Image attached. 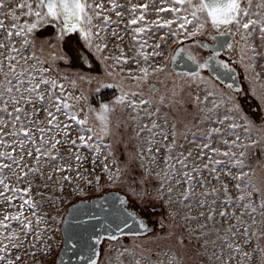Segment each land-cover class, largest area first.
I'll return each mask as SVG.
<instances>
[{"label": "snow or ice", "instance_id": "obj_1", "mask_svg": "<svg viewBox=\"0 0 264 264\" xmlns=\"http://www.w3.org/2000/svg\"><path fill=\"white\" fill-rule=\"evenodd\" d=\"M48 28L54 37L41 38ZM202 35L215 41L206 58L185 45L209 48ZM170 41L180 46L168 59ZM225 48L264 79V0H0V264H42L68 223L53 213L102 181L132 199L98 213L72 205L77 226L108 221L105 235L93 225L86 264H264V86L250 111L243 88L218 90L213 81L232 72L218 58ZM93 58L117 78L96 91L119 93L98 107L83 90L96 80ZM180 59L194 67L168 87ZM135 201L167 209L159 231L129 210ZM129 220L138 231H124Z\"/></svg>", "mask_w": 264, "mask_h": 264}, {"label": "rangeland", "instance_id": "obj_2", "mask_svg": "<svg viewBox=\"0 0 264 264\" xmlns=\"http://www.w3.org/2000/svg\"><path fill=\"white\" fill-rule=\"evenodd\" d=\"M18 2H19V0H12V6L15 7V4ZM208 32L210 33V35L213 34V31L210 28L208 29ZM210 35H202V36H198V37L211 40ZM39 36L41 38H44V37L53 38L54 37V29L48 28L45 31L39 33ZM130 41H131V37H128L124 41V44L127 45L130 43ZM39 44H40V40H37V46L38 47H39ZM176 45L177 44L172 43L171 41L169 42V46L166 49V56L168 57V59H170L171 54L173 53ZM75 47H77V46L75 44H73V48H75ZM48 50L52 51L53 49L49 48ZM94 63L96 65V70L93 71L91 73V75L96 77V80H94V82L91 85H84L83 90L85 91V94L89 96L90 102H92L95 107H98L101 102H109L114 98L115 95H117L119 93H118L117 89L102 88L99 92L96 91V89L98 87H100V85L102 83H115L117 78L115 75L110 76V77L104 76L103 69H102V67H100L101 64L95 60H94ZM246 63H247V61H244V62L238 61L237 65L239 66L241 74L243 75V78H244L243 84H241L240 86L246 92L249 93L248 96H246V97L242 96L240 99H241L242 104L245 107V110L250 111L251 108L255 107L257 104V101L255 100V98L251 96V90L255 89L257 92H259L261 87L264 86V79H262L261 81H256V80L252 79L251 71L247 70L245 67ZM260 63L264 64V61H260ZM256 71L261 72L262 77H264V68L258 67L256 69ZM175 73H182V72H176L173 70V74H171L169 76V82L167 83L168 87H171L170 81L177 78L175 76ZM202 75L205 76L206 78L211 79L210 74H208L206 71L202 72ZM213 82L215 83L218 90L223 91L225 94H227L228 90L224 86H222L218 81H213ZM157 84L159 85V87L163 91L164 85H161L159 83H157ZM101 95H103L104 98H102ZM119 155L120 154L117 153L118 157H119ZM85 167L89 168V170L91 168L90 164L85 165ZM257 176L261 179H264V169L257 168ZM115 190H119V191L125 193V195H128L130 200L132 199V197L128 193V189L126 188L125 185H123V184L109 185L105 181H102L101 188L99 190H97L95 187H91L86 192L84 197H80V196H76V195L69 196L67 198V202L61 206L60 213L59 214L53 213V214H56L57 219H60L61 216L64 215L68 205L71 204L72 202L76 201L77 199L89 198V197H93L96 195H100V194L107 192V191H115ZM129 207L135 209L137 213H140L146 219V221L149 225L150 224L153 225V227H155L156 230L159 231L158 224H154L153 222L159 221L167 212V209H165L159 202H156V201L144 202L142 204L139 201H135ZM49 211H51V210H49ZM57 228H59L60 230L55 233L54 242L52 243V247H53L52 253L47 257V259H44L42 256L37 257V259L39 261H42V264H53L55 262V258L57 257L60 246L62 244V238H63V234L61 231V224L57 225ZM121 239H123V241L126 244H131L134 240V238L131 235L122 236ZM110 243L111 242L105 241V243L101 246L102 256L105 258L108 255V247H109Z\"/></svg>", "mask_w": 264, "mask_h": 264}, {"label": "water", "instance_id": "obj_3", "mask_svg": "<svg viewBox=\"0 0 264 264\" xmlns=\"http://www.w3.org/2000/svg\"><path fill=\"white\" fill-rule=\"evenodd\" d=\"M223 37H219L221 39ZM230 38V37H228ZM180 45L176 46L173 53L175 52L176 48ZM172 53V54H173ZM174 70L179 71H187L190 68H193L194 66L191 65V63L187 60L180 59L178 60V63L175 66H171ZM236 86L240 87V84H236ZM120 195V193L115 191H107L100 195H96L89 198H79L76 201L72 202L68 205L66 208V211L64 213V217L67 219L68 223L61 224V231L63 234L62 238V244L60 246L59 252L57 254V257L55 258V262L57 260L61 261V264H86V258L89 255V252L87 248L85 247V241L87 240L88 236L92 234V227L93 225L97 228V234L99 235H105V229L102 227L105 223L108 221H105L103 219L101 220H92L88 224H83L80 226H77L75 222L73 221V215L74 213L70 211L73 204H80L81 200L84 201L85 205L87 207L82 208L80 211L83 212H92V213H98L99 209L95 207L96 204L100 203H107V204H113L115 203L114 198ZM124 195V194H121ZM106 215V214H101ZM83 219H87V217H83ZM111 219V218H110ZM118 223V221H117ZM130 228L124 229L125 232H135L138 230V226L134 224L131 220H129ZM122 226V225H121ZM87 229V231H85ZM115 229V224H112V230ZM72 236L73 241L78 244V247H72L71 244L66 243L67 237ZM83 255L85 257V260H81L80 257ZM54 264V263H53Z\"/></svg>", "mask_w": 264, "mask_h": 264}, {"label": "flooded vegetation", "instance_id": "obj_4", "mask_svg": "<svg viewBox=\"0 0 264 264\" xmlns=\"http://www.w3.org/2000/svg\"><path fill=\"white\" fill-rule=\"evenodd\" d=\"M216 33H214L213 32V34L212 35H215ZM196 40H198V41H200V42H202V43H204V44H208L210 47L209 48H207V49H205V48H200V47H198L197 45H194V44H192V42L191 41H185V45L186 46H188L189 48H191V50L193 51V53L195 54V55H197V56H199V57H201V58H206L208 55H210L211 54V51H212V49H211V46L215 43V41H213V40H209V39H205V38H201V37H196L195 38ZM232 38L230 37V38H228V37H223V38H221L220 40H231ZM176 46H178V45H176ZM236 47H238L237 45H236ZM219 59H222V60H224V61H226V62H228L229 64H230V67L232 68V72L231 73H229V74H227V75H224L223 76V79H224V83L223 84H221L220 82V84L222 85V86H224L226 89H227V84H229V83H234L235 85L237 84L238 85V83L241 85V84H243V75L241 74V71H240V69H239V66L237 65V63H238V61H239V56L236 54V52L235 51H229V50H227L226 48L225 49H222V50H219V57H218ZM94 59V58H93ZM100 67H102V69H103V66L102 65H100ZM174 70V69H173ZM174 71H176V72H184V71H179V70H174ZM208 74H210V72L209 71H207V70H205ZM222 71V70H221ZM210 76H211V74H210ZM232 76H234L235 77V80H232L231 79V77ZM157 86L159 87V85L157 84ZM241 87V86H240ZM228 90V89H227ZM119 193H120V195L121 194H124L125 195V193H123V192H121V191H119V190H117ZM129 210H134L135 212H136V210L135 209H133V208H131V207H129ZM137 213V212H136ZM137 215H139V216H141L142 218H144L140 213H137ZM145 219V218H144ZM146 220V219H145ZM147 222V221H146ZM149 227H153V225H149ZM139 230V229H138Z\"/></svg>", "mask_w": 264, "mask_h": 264}, {"label": "trees", "instance_id": "obj_5", "mask_svg": "<svg viewBox=\"0 0 264 264\" xmlns=\"http://www.w3.org/2000/svg\"><path fill=\"white\" fill-rule=\"evenodd\" d=\"M101 97L104 98L103 95H101Z\"/></svg>", "mask_w": 264, "mask_h": 264}]
</instances>
